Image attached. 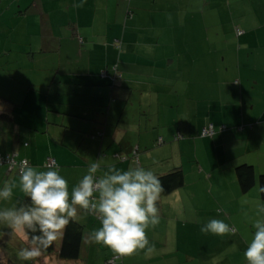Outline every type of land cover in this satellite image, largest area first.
<instances>
[{
    "label": "crops",
    "instance_id": "1",
    "mask_svg": "<svg viewBox=\"0 0 264 264\" xmlns=\"http://www.w3.org/2000/svg\"><path fill=\"white\" fill-rule=\"evenodd\" d=\"M8 2L7 10L0 5V28L7 30L5 13L21 27L19 44L10 37L23 55L16 61L41 85H29L20 98L0 96V155L15 154L43 171L54 157L69 192L98 158V176L114 164L157 176L180 168L184 178L181 187L160 194L159 223L146 229L144 248L120 255L94 243L100 219L81 210L78 258L57 256L61 237L36 264H104L114 255L121 257L110 264H247L241 229L235 248L224 245L231 234L200 228L211 219L236 223L245 213L258 219L264 205L258 186L242 192L235 175L241 163L256 176L264 173V74L258 72L264 70V0ZM7 47L0 42V54ZM210 126L214 132L202 135ZM18 172L0 164V186L18 184ZM14 195L23 196L19 187ZM22 246L14 233L5 236L0 264H13ZM180 252L189 261L200 258H173Z\"/></svg>",
    "mask_w": 264,
    "mask_h": 264
},
{
    "label": "clouds",
    "instance_id": "2",
    "mask_svg": "<svg viewBox=\"0 0 264 264\" xmlns=\"http://www.w3.org/2000/svg\"><path fill=\"white\" fill-rule=\"evenodd\" d=\"M85 0H81V5ZM2 108V105H0ZM91 162L86 173L69 192L68 180L59 166L39 170L24 161L19 167V181L0 186V202L15 201L0 207V241L17 235L25 246L16 255L24 264H36L44 250L61 238L66 226L79 211L98 214L100 227L91 234L94 243L103 244L120 255L131 254L148 244L146 229L159 223L158 200L164 191L159 177L144 167L126 170ZM19 187L22 197H15ZM264 191V186H260ZM260 218L244 252L247 264H264V205L258 208ZM200 231L223 236L234 231L224 220L211 219Z\"/></svg>",
    "mask_w": 264,
    "mask_h": 264
},
{
    "label": "rangeland",
    "instance_id": "3",
    "mask_svg": "<svg viewBox=\"0 0 264 264\" xmlns=\"http://www.w3.org/2000/svg\"><path fill=\"white\" fill-rule=\"evenodd\" d=\"M10 0H0V5L3 8V10H7L8 4ZM3 22H5V26H6V31L2 30L0 28V42L3 46H7V45H11V48H6L8 50L11 51H5L3 52V54H0V96L2 97H10L11 99L15 98V97H22L24 90L26 89V87H28L29 85H35L32 86L34 89L36 90H40L39 85L41 84H37L34 83L33 80H29V78H26L27 75L29 74V70H25L26 66L23 65L24 62H18L20 61L21 58H23V55H21L18 51H20V49L18 48L19 45H14V43L11 42V38L17 39V44H19L18 42V33L22 34V29L21 27H17V24L13 21H11V19L9 18V15L7 13L4 14L3 18H1ZM21 23V21L19 22ZM232 25V29H235V27H238L239 29H241L240 25L237 24V22L233 21L230 22ZM11 24H16L14 25L13 28H11ZM8 26L10 27L8 29ZM17 27V29H16ZM226 27H230V25L227 23ZM17 30V31H15ZM196 33V32H195ZM209 33H212V31H210ZM225 35V39H229L230 38V33L229 31H225L224 32ZM21 38H23V35L19 36ZM29 47V46H28ZM24 53L27 52V49L25 50V47L23 48ZM26 55V54H25ZM18 60V61H16ZM16 65H19L21 69H17V70H12L13 72H10L12 68H15ZM23 69V70H22ZM247 69V68H246ZM259 74H264V70L259 69L258 70ZM33 83V84H32ZM55 87V86H54ZM53 87V90H54ZM18 90H20V95ZM9 99V98H8ZM7 104V103H5ZM4 107V106H2ZM250 108V107H249ZM257 187V184L255 185ZM213 194H211L212 196ZM220 211H222L221 209H219ZM255 214H251V216L248 213H245L243 216H240L238 218V220L236 221V223H230V226H234V231L232 233H230V237L229 239L224 238V245H228L230 243H232V247H237V245H235V238L239 237V232L238 230L241 229V235L240 237L245 239V245L248 246V243L251 241L253 234L255 232V229L253 228V224L255 222V220L257 219L255 216ZM236 236V237H233ZM225 237V235H224ZM233 249V248H231ZM183 252H180L178 254L175 255V257L173 258H177L179 261H183V262H197V259L200 258V256H196L195 258H192V256H189L191 258V261L188 260L187 256L183 255ZM231 258V257H230ZM10 261L13 264H22V261L19 260L17 258V256L15 258H10ZM181 262H179L178 264H180Z\"/></svg>",
    "mask_w": 264,
    "mask_h": 264
},
{
    "label": "trees",
    "instance_id": "4",
    "mask_svg": "<svg viewBox=\"0 0 264 264\" xmlns=\"http://www.w3.org/2000/svg\"><path fill=\"white\" fill-rule=\"evenodd\" d=\"M1 115L3 116L7 114ZM219 129L224 130L226 128L225 126H220ZM122 159H124V157H122ZM235 175L242 192L248 191L255 184H257L259 189V196L264 201V191L260 190V186H264V173L258 174L256 176L254 167L252 165L248 163H241L235 166ZM158 177L164 188V191L161 194L170 193L174 189L181 187L184 183L183 173L180 168H174L166 174L159 175ZM82 234L83 229L82 225L79 222L73 220L71 223H69L63 231L62 240L57 250V256L60 259L64 260L77 259L80 253ZM54 249L55 248L53 243L49 248H47L43 252L50 253L54 251Z\"/></svg>",
    "mask_w": 264,
    "mask_h": 264
},
{
    "label": "built area",
    "instance_id": "5",
    "mask_svg": "<svg viewBox=\"0 0 264 264\" xmlns=\"http://www.w3.org/2000/svg\"><path fill=\"white\" fill-rule=\"evenodd\" d=\"M237 32L240 33L241 31H239L237 29ZM117 41H116V43H117ZM102 75H105V72H102ZM212 132H213V128H212V126H210L208 128H204L202 130V135L212 134ZM24 161L28 162L27 159H18L15 154H7V155H3V156L0 155V164H6L9 168H12L15 166V167H17L18 171H19V167L22 165V163ZM44 163H45V165H48V166H57V162H56L55 158L50 157V156L46 158ZM120 257H121L120 255H114L111 258H109L108 260H106L104 262V264H110L112 262H115Z\"/></svg>",
    "mask_w": 264,
    "mask_h": 264
}]
</instances>
